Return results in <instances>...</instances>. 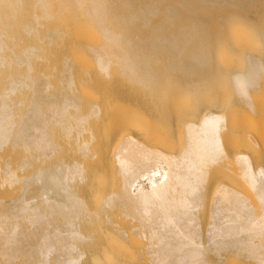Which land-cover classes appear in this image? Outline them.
Masks as SVG:
<instances>
[{"label": "bare ground", "instance_id": "1", "mask_svg": "<svg viewBox=\"0 0 264 264\" xmlns=\"http://www.w3.org/2000/svg\"><path fill=\"white\" fill-rule=\"evenodd\" d=\"M0 264H264V0H0Z\"/></svg>", "mask_w": 264, "mask_h": 264}, {"label": "rangeland", "instance_id": "2", "mask_svg": "<svg viewBox=\"0 0 264 264\" xmlns=\"http://www.w3.org/2000/svg\"><path fill=\"white\" fill-rule=\"evenodd\" d=\"M251 127V126H250ZM254 130V127H251L249 131H253Z\"/></svg>", "mask_w": 264, "mask_h": 264}]
</instances>
